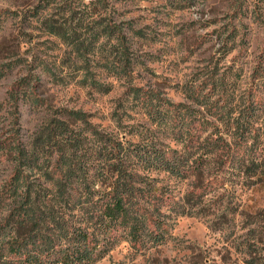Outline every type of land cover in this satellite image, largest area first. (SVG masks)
Masks as SVG:
<instances>
[{
	"label": "trees",
	"instance_id": "trees-1",
	"mask_svg": "<svg viewBox=\"0 0 264 264\" xmlns=\"http://www.w3.org/2000/svg\"><path fill=\"white\" fill-rule=\"evenodd\" d=\"M98 4L103 2L74 5L64 35L66 66L78 72L81 86L101 94H110L113 83L123 84L129 94L125 101L139 119L118 135L93 129L79 111L54 113L30 90L31 77L40 80L36 70L51 76L52 70L42 65L22 70L26 75L14 86L24 87V101L52 112L31 136L22 134L21 124L0 128V172L6 174L0 182V264H95L117 243L121 229L128 241L160 245L173 219L204 211L216 215V206L226 208L232 200L227 181L248 189L264 185V68L252 71L256 84L243 91L237 73L234 79L222 74L212 79L213 93L190 87L184 91L189 102H175L156 83H135V31L118 23L106 4L98 14ZM50 32L57 34L54 22ZM16 56L8 64L4 59L0 80L16 69ZM93 63L112 81L100 80ZM17 114L6 117L18 120ZM3 115L0 109V119ZM116 121L124 122L120 115ZM161 174L190 189L176 194ZM251 224L244 228L255 237L264 233L261 224Z\"/></svg>",
	"mask_w": 264,
	"mask_h": 264
},
{
	"label": "rangeland",
	"instance_id": "rangeland-1",
	"mask_svg": "<svg viewBox=\"0 0 264 264\" xmlns=\"http://www.w3.org/2000/svg\"><path fill=\"white\" fill-rule=\"evenodd\" d=\"M82 1L92 0H0V13L4 12L0 25V69L4 59L8 64L17 55L16 69L11 73L5 69L4 73L11 75L0 80V109L5 115L0 119V128L6 123L21 124L22 134L31 136L49 121L52 111L43 112L45 106L31 108L28 100L23 99L24 87L14 86L26 75L23 69L31 67L35 71L36 66L42 65L54 74L36 70L40 82L32 76L30 90H35L54 113L63 109L79 111L89 118L93 129L113 134L131 130L129 125L139 114L125 101L129 94L123 84L113 83L110 94H101L81 86L77 82L78 72H71L66 66L69 62L64 35L74 5ZM99 1L103 4L97 5L98 14L106 4L118 23L133 27L136 33H131L139 61L135 83L143 87L156 83L175 102H189L184 91L190 87L207 88L205 93H213L212 79H220L222 74L233 75L234 79L237 73L236 85L243 91L256 84L252 71L264 68V0ZM53 22L56 35L50 32ZM106 48L104 45L101 50ZM91 65L101 73L100 80L112 81L95 68L96 63ZM17 111L21 118L7 119L9 113ZM118 115L124 120L122 126L116 121ZM5 175L2 170L0 182ZM159 178L176 194L190 189L175 177L161 174ZM226 185L232 192L231 204L225 203L227 207L222 209L216 206V215L204 211L201 216L173 219L167 240L156 246L128 241L121 229L117 243L95 264H251L247 261L251 259L264 262V233H256L255 237L244 228L249 223L264 227V185L253 189L233 181ZM224 210L228 212L222 218Z\"/></svg>",
	"mask_w": 264,
	"mask_h": 264
}]
</instances>
